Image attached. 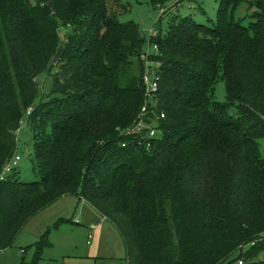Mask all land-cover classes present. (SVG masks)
Listing matches in <instances>:
<instances>
[{
    "label": "trees",
    "instance_id": "16d2710c",
    "mask_svg": "<svg viewBox=\"0 0 264 264\" xmlns=\"http://www.w3.org/2000/svg\"><path fill=\"white\" fill-rule=\"evenodd\" d=\"M216 1L208 25L178 16L149 37L164 118L145 148L122 134L145 100V38L116 20L119 0H0V172L26 120L39 178L0 181V251L78 195L115 226L126 264H264V12L243 26L233 12L245 0ZM46 70L51 92L36 103ZM218 80L225 102L212 100Z\"/></svg>",
    "mask_w": 264,
    "mask_h": 264
},
{
    "label": "rangeland",
    "instance_id": "374dc122",
    "mask_svg": "<svg viewBox=\"0 0 264 264\" xmlns=\"http://www.w3.org/2000/svg\"><path fill=\"white\" fill-rule=\"evenodd\" d=\"M120 10L116 20L120 23L132 21L145 38L143 51L153 54V46L148 44L152 35H163L169 20L190 16L197 24L208 25L214 21L218 2L216 0H181L164 7H152L148 0H119ZM162 8V10H161ZM264 12V0H245L233 12L235 22L248 26L255 20V12ZM155 62L149 61L151 67ZM53 70L38 75V95L36 103L47 99L52 87ZM212 100L225 102V85L218 80L214 85ZM234 115V110H230ZM33 131L23 120L16 132V155L20 161L14 168L20 181L29 183L39 181L34 171ZM258 153L264 158V138L258 141ZM46 235L47 245L40 254L37 264H125L123 240L102 215L78 195L64 196L32 217L16 236L12 245L0 251V264H30L35 251L33 244ZM234 255L231 260H234ZM261 258V256H259ZM250 264L237 258L232 264ZM223 264H226L223 263Z\"/></svg>",
    "mask_w": 264,
    "mask_h": 264
},
{
    "label": "built area",
    "instance_id": "2783aa9c",
    "mask_svg": "<svg viewBox=\"0 0 264 264\" xmlns=\"http://www.w3.org/2000/svg\"><path fill=\"white\" fill-rule=\"evenodd\" d=\"M155 36V35H152ZM154 53L157 51L156 45H152ZM153 53V54H154ZM152 54L143 52L141 59L144 61V72L142 75V84L144 86V104L140 108L132 125L122 131V134L131 137L134 142L145 148H149L154 140L157 139L156 123L159 119L164 118L162 112H157L156 96L158 91L159 74L157 72L158 64L151 67L148 57ZM29 110L27 114H29ZM126 143H123L124 147ZM20 161V156H14L3 166L0 172V181H4L10 176L17 163ZM242 264V261H239Z\"/></svg>",
    "mask_w": 264,
    "mask_h": 264
},
{
    "label": "crops",
    "instance_id": "0c3cea01",
    "mask_svg": "<svg viewBox=\"0 0 264 264\" xmlns=\"http://www.w3.org/2000/svg\"><path fill=\"white\" fill-rule=\"evenodd\" d=\"M61 198H62V197H61ZM59 199H60V198H59ZM91 207H92V206H91ZM102 217H103V216H102ZM103 219H104V221H108V220L105 219V217H103ZM125 264H126V263H125Z\"/></svg>",
    "mask_w": 264,
    "mask_h": 264
}]
</instances>
